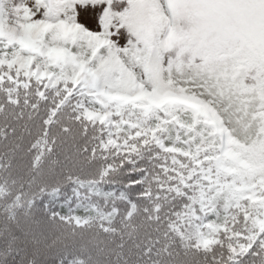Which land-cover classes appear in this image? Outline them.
<instances>
[{"label":"snow or ice","instance_id":"1","mask_svg":"<svg viewBox=\"0 0 264 264\" xmlns=\"http://www.w3.org/2000/svg\"><path fill=\"white\" fill-rule=\"evenodd\" d=\"M0 264H264V0H0Z\"/></svg>","mask_w":264,"mask_h":264}]
</instances>
